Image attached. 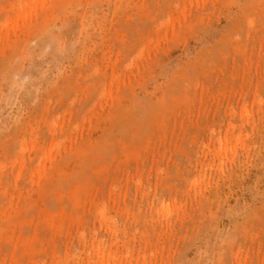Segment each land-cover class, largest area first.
I'll return each mask as SVG.
<instances>
[{
	"label": "rangeland",
	"instance_id": "374dc122",
	"mask_svg": "<svg viewBox=\"0 0 264 264\" xmlns=\"http://www.w3.org/2000/svg\"><path fill=\"white\" fill-rule=\"evenodd\" d=\"M0 264H264V0H0Z\"/></svg>",
	"mask_w": 264,
	"mask_h": 264
}]
</instances>
